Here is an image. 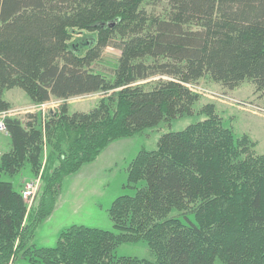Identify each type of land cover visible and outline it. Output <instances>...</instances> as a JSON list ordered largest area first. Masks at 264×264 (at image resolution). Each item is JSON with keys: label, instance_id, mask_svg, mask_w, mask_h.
<instances>
[{"label": "trees", "instance_id": "obj_1", "mask_svg": "<svg viewBox=\"0 0 264 264\" xmlns=\"http://www.w3.org/2000/svg\"><path fill=\"white\" fill-rule=\"evenodd\" d=\"M76 30L96 34L81 56L70 45ZM108 48L121 54L112 78L92 70ZM156 76L168 80L144 88ZM206 76L229 90L251 82L264 99V0H0V113L11 107L4 91L14 88L36 105L104 94L88 113L70 114L64 104L45 135L39 115L26 125L5 119L11 151L2 173L13 177L29 165L37 177L45 140L57 156L39 222L60 184L110 144L205 117L131 163L127 187L135 195L108 209L117 233L72 226L55 248L28 250L21 191L0 180V264L19 255L33 264H264V155L225 127L213 104L195 109L200 98L188 85ZM139 242L153 260L116 257L118 247Z\"/></svg>", "mask_w": 264, "mask_h": 264}, {"label": "rangeland", "instance_id": "obj_2", "mask_svg": "<svg viewBox=\"0 0 264 264\" xmlns=\"http://www.w3.org/2000/svg\"><path fill=\"white\" fill-rule=\"evenodd\" d=\"M95 43L96 34L76 30L72 35L70 45H72L73 51L81 56L86 54ZM120 56L117 49H106L101 60L93 66V72L112 78ZM160 80H168V78L156 76L142 84H145L144 88L150 90ZM191 85L194 86L190 88L192 92L200 98L195 106L196 110L213 104L217 114L222 117L224 126L232 128L238 137L247 135L256 144V153L264 155V99L260 97V94L255 93V86L251 82L246 81L236 89L229 90L221 83L214 82L206 76ZM218 95H221L222 98ZM103 97V93H96L67 101L52 99L46 104L36 105L20 88L5 90L3 94L4 100L13 106L7 112L22 109L21 112L10 115L8 118H17L26 125L31 121L30 116L39 115L44 135L48 119L57 115L64 104L67 105L70 114L88 113L99 105ZM204 119V116L198 115L185 116L170 124L163 122L153 129L138 132L129 138L120 139L110 144L96 163L67 177L60 184V193L55 200L52 212L40 222L38 218L41 216V211L49 207V200L45 199L47 197L45 178L47 176L50 178L52 171L58 165L56 153L45 140L42 153L44 176L42 177L41 171L36 177L29 165L23 170L21 168L15 176H9L1 172V160L11 151V140H9L10 137L8 139V132H0V180L11 182L14 188L21 192L28 181L38 180V178L41 180V186L35 199H23L27 207V214L22 223L23 236L24 238L28 237L26 249H53L56 247L60 235L72 226H84L117 233L118 231L114 228L109 217L108 209L118 197L135 195V190L127 187L128 169L131 163L141 152L157 150L159 140L163 135L181 132L188 126ZM144 185L145 183L141 182L138 188ZM18 242L19 240L16 244ZM115 255L119 258L153 260L152 252L144 242L124 244L117 248ZM11 264L33 263L28 258L19 255L18 258L13 259ZM216 264L223 263L218 260Z\"/></svg>", "mask_w": 264, "mask_h": 264}, {"label": "built area", "instance_id": "obj_3", "mask_svg": "<svg viewBox=\"0 0 264 264\" xmlns=\"http://www.w3.org/2000/svg\"><path fill=\"white\" fill-rule=\"evenodd\" d=\"M188 87L189 88H193L194 86L189 84ZM218 96H220L222 98L221 95H218ZM21 111H22V109H17L16 111H13V112L0 113V132L7 133V128L5 126V119L10 117V115L17 114V113H19ZM40 186H41L40 178H38V180L28 181L26 183L24 189L21 192L23 199L24 200H29V199L33 200V199H35V196L38 193V191L40 189Z\"/></svg>", "mask_w": 264, "mask_h": 264}, {"label": "crops", "instance_id": "obj_4", "mask_svg": "<svg viewBox=\"0 0 264 264\" xmlns=\"http://www.w3.org/2000/svg\"><path fill=\"white\" fill-rule=\"evenodd\" d=\"M10 106H12L11 104H10ZM13 107V106H12ZM8 139H9V136H8ZM10 140V139H9ZM94 163H96V162H94ZM93 163V164H94ZM90 165H92V164H90ZM90 165H86V166H84L83 168H82V170L85 168V167H89Z\"/></svg>", "mask_w": 264, "mask_h": 264}, {"label": "bare ground", "instance_id": "obj_5", "mask_svg": "<svg viewBox=\"0 0 264 264\" xmlns=\"http://www.w3.org/2000/svg\"><path fill=\"white\" fill-rule=\"evenodd\" d=\"M8 131V130H7Z\"/></svg>", "mask_w": 264, "mask_h": 264}]
</instances>
